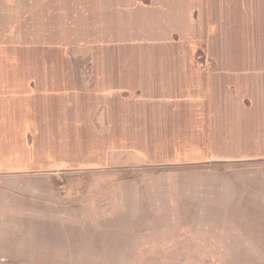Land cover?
Masks as SVG:
<instances>
[{
  "label": "crops",
  "instance_id": "obj_1",
  "mask_svg": "<svg viewBox=\"0 0 264 264\" xmlns=\"http://www.w3.org/2000/svg\"><path fill=\"white\" fill-rule=\"evenodd\" d=\"M236 4L0 0V261L75 175L264 162V67L195 56L264 52Z\"/></svg>",
  "mask_w": 264,
  "mask_h": 264
},
{
  "label": "rangeland",
  "instance_id": "obj_2",
  "mask_svg": "<svg viewBox=\"0 0 264 264\" xmlns=\"http://www.w3.org/2000/svg\"><path fill=\"white\" fill-rule=\"evenodd\" d=\"M250 1L235 0L227 38L257 48L264 0ZM235 48L198 52L196 60L264 67V52ZM63 183L51 226L25 229V247L15 254L13 244L14 255L0 264H264V162L131 166Z\"/></svg>",
  "mask_w": 264,
  "mask_h": 264
}]
</instances>
